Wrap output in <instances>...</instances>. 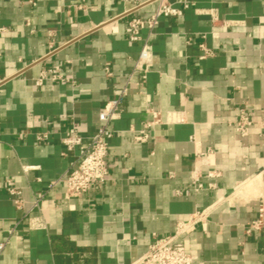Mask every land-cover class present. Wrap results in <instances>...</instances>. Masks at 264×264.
Masks as SVG:
<instances>
[{
    "label": "crops",
    "instance_id": "crops-1",
    "mask_svg": "<svg viewBox=\"0 0 264 264\" xmlns=\"http://www.w3.org/2000/svg\"><path fill=\"white\" fill-rule=\"evenodd\" d=\"M192 1L132 42L128 18L157 2L0 0V264H139L156 237L206 209L181 237L197 264H264V220L250 228L264 208V0ZM145 41L154 61L143 74L133 68ZM49 68L68 80L38 85ZM124 86L106 179L69 200L62 183L47 190L78 153L63 154L68 124L93 134ZM243 106L246 136L234 127ZM153 109L162 121L135 141Z\"/></svg>",
    "mask_w": 264,
    "mask_h": 264
},
{
    "label": "built area",
    "instance_id": "built-area-1",
    "mask_svg": "<svg viewBox=\"0 0 264 264\" xmlns=\"http://www.w3.org/2000/svg\"><path fill=\"white\" fill-rule=\"evenodd\" d=\"M33 3L34 0H28ZM133 4L130 10L139 8L140 6L157 2V9L148 17L132 16L128 18L127 25L129 30V39L132 42L141 40V32L144 28L153 30L160 21V18L177 17L184 13V10L193 6L192 0H123ZM126 13L128 14L129 11ZM216 21V17L213 18ZM5 28H0V32ZM208 53V50H206ZM154 55L151 44L145 41L142 44L139 57L135 63L133 71H140L143 74L149 71L153 64ZM109 76L113 73L109 67L106 68ZM133 72L127 74V82L132 78ZM46 79L67 81L68 78L61 73L57 68H49L41 72L37 80V84L41 85ZM128 94L127 87L116 88V95L110 98L99 112L100 125L96 131L86 136L79 130L80 124L76 120H71L68 124L63 136L61 138L64 146L63 154L67 155L71 152L73 160L71 161L70 168L64 176L49 183L47 190L53 189L58 183H62L65 187L64 198L69 200L73 197H78L89 190H91L99 182H103L108 173V153L109 141L114 134L112 128L113 121L119 119L122 114V102ZM153 120L146 123V126L137 131L134 138L135 141L143 142L149 138L147 127H151L162 121L161 113L157 109L152 110ZM254 123L251 112L246 106L240 107L239 116L234 123L236 131L241 136H246L249 133L250 126ZM49 132H37L36 139L38 142L47 140ZM29 170V168H25ZM202 184H198L201 188ZM7 190L14 196V202L17 207L23 204L21 194L22 190L19 187L8 186ZM46 196V191L38 193L35 199V205ZM210 209L198 211L195 213L193 220L187 224L180 223L173 234L156 237L155 240L149 245L148 251L139 264H197V256L188 251L185 242L181 237L192 228L200 219L209 214ZM264 220V208L259 209L258 217L252 221L250 228H260ZM30 225L32 228H41L43 225L40 222L31 220ZM7 245L6 239H0V254L4 251Z\"/></svg>",
    "mask_w": 264,
    "mask_h": 264
}]
</instances>
